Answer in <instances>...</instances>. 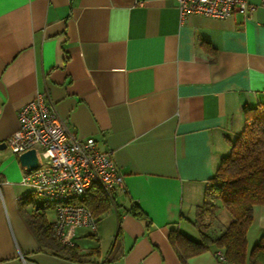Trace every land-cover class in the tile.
I'll return each mask as SVG.
<instances>
[{
  "label": "crops",
  "instance_id": "obj_1",
  "mask_svg": "<svg viewBox=\"0 0 264 264\" xmlns=\"http://www.w3.org/2000/svg\"><path fill=\"white\" fill-rule=\"evenodd\" d=\"M248 1L251 12L219 19L181 18L176 0H0V144L40 92L71 133L111 153L125 182L107 224L108 211L95 233L65 228L64 242L91 253L68 259L37 239L28 216L52 224L55 209L21 184L24 166L0 145V264H220L212 249L182 260L169 234L200 238L205 188L244 108L264 104V0ZM252 214L249 248L264 234V205Z\"/></svg>",
  "mask_w": 264,
  "mask_h": 264
},
{
  "label": "built area",
  "instance_id": "obj_2",
  "mask_svg": "<svg viewBox=\"0 0 264 264\" xmlns=\"http://www.w3.org/2000/svg\"><path fill=\"white\" fill-rule=\"evenodd\" d=\"M181 18L201 14L225 19L235 11L251 12L248 0H176ZM264 4V2H262ZM18 127L6 141L11 153L35 149L37 165L21 178L30 194L43 198L55 209L53 234L64 240L69 226L88 227L95 233L97 218L84 204L89 190L100 187L109 195L125 190L124 174L109 151L97 147L92 137L75 136L45 94L37 92L17 113ZM220 264L229 262L222 250H216Z\"/></svg>",
  "mask_w": 264,
  "mask_h": 264
},
{
  "label": "trees",
  "instance_id": "obj_3",
  "mask_svg": "<svg viewBox=\"0 0 264 264\" xmlns=\"http://www.w3.org/2000/svg\"><path fill=\"white\" fill-rule=\"evenodd\" d=\"M244 114V126L230 143L229 155L221 159L205 188L203 203L196 209L193 225L200 238L192 239L177 230L169 234L182 260L212 249L222 250L228 261L235 264H264V234L250 248L247 242V232L253 223L252 209L264 205V104L245 107ZM83 202L98 222L114 199L113 195L95 187L87 192ZM32 203L31 199L23 201L24 206ZM43 204L50 205L43 202L41 206H45ZM219 205L231 217L226 226L214 222ZM130 210L138 217H145L134 204ZM28 221L37 239L53 253L77 261L91 255L80 253L76 245L58 239L44 213L33 212Z\"/></svg>",
  "mask_w": 264,
  "mask_h": 264
},
{
  "label": "rangeland",
  "instance_id": "obj_4",
  "mask_svg": "<svg viewBox=\"0 0 264 264\" xmlns=\"http://www.w3.org/2000/svg\"><path fill=\"white\" fill-rule=\"evenodd\" d=\"M34 197L39 202L43 201L42 197H39V196H36V195H34ZM110 214H112V213L108 211L106 213V215L102 218V220H104V223L107 224V222H108V220L110 218ZM47 216H48L49 219H53V214L51 212H47ZM230 220H231V217H230L229 213L221 205H219V207H218V209L216 211V218H215L214 222L216 224H218V225L222 224V225L226 226L230 222ZM73 229L74 228H70V234H71ZM85 231H87V230H85ZM70 234H68V235H70ZM256 242H250L249 246L252 247L253 244L256 243ZM88 243H92V242H88Z\"/></svg>",
  "mask_w": 264,
  "mask_h": 264
},
{
  "label": "water",
  "instance_id": "obj_5",
  "mask_svg": "<svg viewBox=\"0 0 264 264\" xmlns=\"http://www.w3.org/2000/svg\"><path fill=\"white\" fill-rule=\"evenodd\" d=\"M2 146H6V143L0 144ZM20 164L27 169L35 168L37 165V156L35 149H29L23 153H21L19 156Z\"/></svg>",
  "mask_w": 264,
  "mask_h": 264
}]
</instances>
